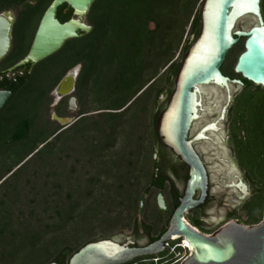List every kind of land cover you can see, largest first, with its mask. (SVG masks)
Segmentation results:
<instances>
[{"label":"rangeland","instance_id":"rangeland-1","mask_svg":"<svg viewBox=\"0 0 264 264\" xmlns=\"http://www.w3.org/2000/svg\"><path fill=\"white\" fill-rule=\"evenodd\" d=\"M200 1L194 0L192 3L193 14L199 8ZM11 11L16 23L19 9ZM87 15L84 21L90 25ZM17 22L14 34L12 30L11 50L15 46L14 51L3 62L1 61L0 68L7 67L25 47L33 24L31 15H23ZM240 23L247 25L248 22ZM153 26L152 23L149 24L150 29H153ZM188 31L189 25L185 27L180 47L185 42L192 41L193 38ZM242 44L243 39H240L228 53L222 65L226 72L232 68L242 50ZM179 49L173 59L176 63L180 62ZM60 70L61 66L56 56L46 58L32 67L29 79L19 93L11 98L12 101L9 100L8 105H14L16 108V111H13V118L32 113L36 98L43 95L56 82ZM170 76L166 70H159L149 95L144 99L132 101L128 110L123 113L120 126L113 136L110 135L112 126L98 114L99 111H95L96 105L91 96L79 102L73 93L71 96L77 99V110L69 112L67 110L69 96L64 97L62 105L57 108L58 104L52 106V90L49 92L47 104L41 113L45 120L48 119L50 130L66 128L52 119L54 115L57 118H72L75 122L82 113H85L88 121L85 122L83 135L75 134L68 140L59 139L52 154H42L39 159L31 160L32 162L18 175L13 174L9 177L7 174L0 181L1 183L7 178L0 185V264H29L27 262L29 259H37V262L42 264L63 256L67 248L73 249L83 242L100 238L123 241L124 237L129 236L137 243H145L164 229L171 211L164 216L160 214L155 202L157 190L150 185L153 174L152 155L156 150L152 121L154 114L166 102L168 96L167 92L166 98L156 103L155 92L161 89L163 93L166 90ZM206 94V97L210 98L209 93ZM214 95L209 101L223 102V95L218 96L217 93ZM58 109L61 115H57ZM216 116L217 113L213 115L210 113L206 119L197 123L194 131ZM3 133V131L0 133V137ZM107 136H111L108 143V139H105ZM23 148H19L16 155L22 153ZM221 148L219 153L230 154L229 147L228 150ZM10 152H13V148ZM15 159V155L5 158V155L0 153V176L6 173L8 167L14 165ZM211 160L207 159V162ZM212 166L213 181L220 177H225L229 181L230 178L225 176V173L232 175L238 173L244 178L243 171L237 165L227 172L223 167H217V164ZM176 183L181 190L182 183L178 180ZM248 185L251 193L255 192L252 183ZM167 191L166 188V194ZM142 194H145V202L142 213H139ZM212 194L218 199H224L225 203L224 206H219V203L214 201L206 207L208 216L212 214L218 221L211 225L209 220L203 219L204 227L217 229L224 223L223 217L231 210L236 211L241 224L246 221L247 215L242 205L249 197L238 203V207L230 208L232 206L230 202L234 201L236 193L219 186ZM252 207L248 209L251 210ZM190 219L195 221L193 216ZM143 224L152 228L150 234L149 231H144ZM175 242H169L164 253L138 260L133 264H168L179 255H187L188 258L189 253L176 247ZM156 258H160L157 263Z\"/></svg>","mask_w":264,"mask_h":264},{"label":"water","instance_id":"water-1","mask_svg":"<svg viewBox=\"0 0 264 264\" xmlns=\"http://www.w3.org/2000/svg\"><path fill=\"white\" fill-rule=\"evenodd\" d=\"M94 2L52 0L39 19L28 52L9 70L27 64L35 65L58 52L66 41L88 34L92 28L84 18ZM260 3L261 0H201L198 34L183 54L169 95L166 89L158 97V101H162L167 96L156 120L158 138L161 144L171 149L188 166L183 197L172 212L164 233L146 246H136L129 236L124 237L123 241L100 238L82 246L71 255L67 264H128L137 258L164 253L166 244L173 238H182L191 250L182 264H264V211L257 224L244 225L230 221L212 235L199 232L185 220L191 210L205 203L208 195L209 172L194 144L208 140V131L220 129L217 125L225 120L234 95L244 86L241 79L264 89V19ZM63 5L71 10V17L61 22L57 18V11ZM241 21L248 23L244 28L237 29ZM14 23L15 17L11 10L0 13V61L11 49ZM240 39H244L243 51L233 68L234 74L240 79H232L222 74L221 67L228 52ZM80 68L79 64L70 68L52 89V106L69 96L67 110H77V99L71 95L75 91ZM207 92L208 95H223V102L209 101ZM11 96L12 92L0 90V110L6 107ZM211 105L222 107L219 118L204 123L194 131L196 124L204 120L201 113L205 112V106ZM53 119L63 127L74 122L72 118H57L55 115ZM222 147L227 149L226 144ZM234 163H228L231 169L235 168ZM211 164L223 166L222 158ZM225 175L230 178L229 182L224 180L225 186L239 192L238 203L252 195L238 173ZM157 206L161 211L167 210L162 194L157 196ZM143 208L142 196L139 213H142ZM48 264L61 263L52 261Z\"/></svg>","mask_w":264,"mask_h":264},{"label":"trees","instance_id":"trees-1","mask_svg":"<svg viewBox=\"0 0 264 264\" xmlns=\"http://www.w3.org/2000/svg\"><path fill=\"white\" fill-rule=\"evenodd\" d=\"M51 1L0 0V13L5 10L19 9L14 28L17 27V21L23 15H31L33 21L25 47L7 66H12L24 56L35 27ZM192 3L194 0H95L87 15L91 31L80 38L66 41L58 52L50 56L57 57L61 70L56 82L43 95L36 98L32 113L15 119L13 111H16V108L14 105H8L9 102L0 110L2 122L0 133L4 132L0 137V153L5 155V158L11 155L16 157L14 165L11 168L8 167L6 173L0 176V181L7 174L9 177L13 174L18 175L28 163L33 159H39L42 154H52L59 139L68 140L72 135H83L85 122L88 121V118L84 116L85 113H82L65 129L56 131L50 130L48 119L45 120L41 113L47 104L49 92L65 72L75 65L81 66L75 84L76 98L82 102L91 96L96 105L95 111H99L98 114L112 126L111 136L120 126L121 117L131 106L130 104L149 95L152 84L156 80L155 77L161 69L171 75L166 84L169 95L183 54L190 44L188 41L180 47L185 27L189 25L188 33L193 39L199 31V8L193 14ZM260 6L264 19V0H261ZM70 17L71 10L65 5L58 8L57 18L61 22ZM151 23L154 25L153 29L149 28ZM178 49L180 62L176 63L173 59ZM236 60L237 58L227 72L221 67L223 75L240 79V76L233 72ZM26 76L29 77V74ZM241 80L244 86L234 95L230 107V136L236 163L244 173V180L247 184L251 182L256 189L242 205L247 215L243 224L254 225L261 221L264 209V89ZM24 83V81L14 83L11 87L12 97L19 93ZM162 91L160 89L155 92L156 103ZM63 101L62 99L58 103L57 108ZM163 105L154 114L153 133H155L154 126ZM5 112H7L6 115H4ZM56 113L61 115L60 109L56 110ZM111 136L105 138L108 139L107 143ZM11 148L13 152H10ZM19 148L24 150L16 155ZM152 181L153 175H151L150 185ZM250 206H253L251 210L248 209ZM163 232L164 229L154 240L158 239ZM92 241L95 240L83 242L73 249L67 248L63 256L47 260L42 264L52 261L67 264L72 254ZM145 258L147 257L137 258L129 264ZM27 262L39 264L37 259H29Z\"/></svg>","mask_w":264,"mask_h":264},{"label":"flooded vegetation","instance_id":"flooded-vegetation-1","mask_svg":"<svg viewBox=\"0 0 264 264\" xmlns=\"http://www.w3.org/2000/svg\"><path fill=\"white\" fill-rule=\"evenodd\" d=\"M14 25H15V23H14ZM36 27H37V25H36ZM36 27H35V29H36ZM13 28H14V26H13ZM34 33H35V30H34L32 36H31V38H30V42L28 44V47L26 49V52H25L24 56L28 52V49L30 47V44H31V41H32ZM11 46H12V38H11ZM12 50L10 49L11 52H12ZM10 51L1 60L2 62L8 55H10V53H11ZM1 61H0V65L2 63ZM35 65L27 64V65H25L23 67L16 68V69L11 70V71L9 69L12 66H7L5 68H0V90L12 92L11 87L14 85V83H18V82H22V81L26 82L28 80V77L26 75L30 74V72L32 70V67L35 66ZM232 102H233V100H232ZM232 102H231L230 106L227 109L225 120L217 125L218 127H220V129L218 131H208L206 133V136L208 137V140H202L201 142H198V143L194 144V148L196 149L197 153L199 154V156L201 157L202 161L204 162V164L206 166V169L209 172V186H208V195H207V199H206L205 203L202 204L200 207H197V208L191 210L189 212V214L186 215L187 216L186 220H187L188 223H190L191 226L196 228L199 232L207 234V235H212L217 229H219L220 227H222L223 225H225L226 223H228L230 221L239 222V220L237 218L236 211L235 210H231V211L228 212L227 215H225L223 217V219L225 220L224 223H222V225H220L215 230H213L214 228L213 229L206 228L202 224V220L203 219L209 220L211 222V225L216 224V222L218 221L217 220L218 218L212 216V214H210L208 216L207 212L205 211L206 207L211 202H214V201L219 203V206H224V203H225L224 199H222V198L218 199L216 196H214L212 194L213 190L217 189V187L220 186L223 189H226V190H229V191H232V192L236 193V194H234V201L230 202V203H232V206L230 208L238 207V205H239L238 204V200H237L239 192L234 190V189H230V188L225 186V181L224 180H226V182H227V179H225V177H220V178L217 179V181H213L212 180L211 174H212L214 168H213L212 164H210V163L214 162L215 160H217L219 158H222V165L223 166H220V167H223L226 172L230 171V169H231V167H229V164H228L229 162H235V164L237 165L236 158H235V155H234L233 150H232V143H231V136H230V134H231V129H230V120H231L230 107L232 105ZM221 108L222 107L215 108L213 105L205 106L206 110H205V112H202L201 114L204 117V119H206L210 113H212V115L217 113V116L213 119V120H216L220 116ZM53 120H55V119H53ZM154 132H155L154 136H155V142H156V150L154 151V153L152 155L153 181H152V184H151V188L157 190V195H156V198H155L156 206H157V196H158V194H162V196H163V198L165 200L166 207H167L166 211L159 210V208L157 206V209L160 212V214H162V216H164L165 214L169 213V211H171L170 214H169V217H168V219L166 221V225L164 226V231H165L167 223H168V221H169V219H170V217L172 215V212L178 206L179 200L183 197L185 184H186V180H187L188 166L184 162H182L178 156H175L172 153L171 149H169V148L165 147L163 144H161V142H160V140L158 138L157 132H156V124L154 126ZM211 132H213V133H211ZM193 134H194V132H193ZM225 144L227 146V150H228V147H229L230 154L223 155L222 153H219L221 151H218V150L222 146H224ZM211 158H212V160H211ZM207 159L211 160V162H207ZM215 166H216V164H215ZM176 180H178L179 182L182 183L181 184V187H182L181 190L177 186ZM248 187H249V185H248ZM166 188L168 189V191H167L168 194L165 193V189ZM249 189H250V187H249ZM142 196L145 199V194H142L141 197ZM197 197H198V193L196 194V198ZM186 216H185V218H186ZM188 216H190V217L193 216L195 221H192L190 219V217H188ZM239 223H241V222H239ZM143 227H145L144 231H146V232L149 231V234H150V232L152 231V228H150L149 226H144V224H143ZM160 231L158 232V234L160 233ZM158 234H156V236L154 238H156L158 236ZM154 238L150 237L145 243H137L134 240L133 241H134L136 246H146V245H149V244H151V243H153L154 241L157 240V239L154 240ZM180 243L181 242L178 240L177 242H175V245H178Z\"/></svg>","mask_w":264,"mask_h":264},{"label":"built area","instance_id":"built-area-1","mask_svg":"<svg viewBox=\"0 0 264 264\" xmlns=\"http://www.w3.org/2000/svg\"><path fill=\"white\" fill-rule=\"evenodd\" d=\"M175 241L177 242L178 240H173L172 242H175ZM182 242L180 244L176 245V247H179L180 249L186 251V249L182 245ZM168 246H169V243L166 244V250H167ZM159 259L160 258H156L155 262L157 263L159 261ZM186 259H187V255H185V256L179 255L176 259H174L173 261H170L168 264H182V262H184Z\"/></svg>","mask_w":264,"mask_h":264},{"label":"bare ground","instance_id":"bare-ground-1","mask_svg":"<svg viewBox=\"0 0 264 264\" xmlns=\"http://www.w3.org/2000/svg\"><path fill=\"white\" fill-rule=\"evenodd\" d=\"M246 25H244V23H240V22H238V24H237V29H241V28H244ZM215 95H214V93H211V95H210V98H212V97H214ZM210 98H209V100H210ZM218 99V98H217ZM211 133H213V132H211ZM185 220H186V218H185ZM187 221V220H186ZM173 240H174V238H173ZM180 240V242H182V245H183V247L186 249V251H187V254L189 253V255L191 254V250L189 249V246H188V244L181 238V239H179Z\"/></svg>","mask_w":264,"mask_h":264}]
</instances>
